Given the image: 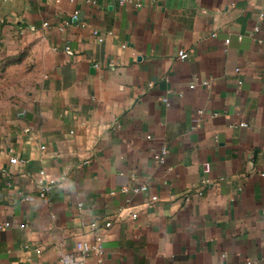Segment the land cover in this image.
<instances>
[{"label": "crops", "instance_id": "crops-1", "mask_svg": "<svg viewBox=\"0 0 264 264\" xmlns=\"http://www.w3.org/2000/svg\"><path fill=\"white\" fill-rule=\"evenodd\" d=\"M140 1L0 0V264H264V0Z\"/></svg>", "mask_w": 264, "mask_h": 264}, {"label": "built area", "instance_id": "built-area-1", "mask_svg": "<svg viewBox=\"0 0 264 264\" xmlns=\"http://www.w3.org/2000/svg\"><path fill=\"white\" fill-rule=\"evenodd\" d=\"M120 4H126V3H132L135 7H140L141 1L140 0H117ZM263 14L261 13L260 16ZM225 42H228V39L225 40ZM178 57L180 59H185L187 57V53L184 50H180L178 52ZM240 125L244 126L245 123L241 122ZM166 148L162 147L160 152L153 154V158L157 161H162L164 159V154L166 153ZM11 162H15L16 158L12 157L10 158ZM43 173V172H41ZM55 180H50L49 184L45 186L44 191H46L50 186L54 183ZM206 181V180H205ZM146 186L142 185L139 188H134V191L138 190H145ZM44 191L40 192V195H44ZM151 201L156 200V196L153 195L150 197ZM135 214H132V217H134ZM106 226L109 225V222H106ZM101 244L97 240L94 243L80 240L76 243V249L75 251H66L63 252L59 256V264H86V257L90 254H100L101 252Z\"/></svg>", "mask_w": 264, "mask_h": 264}, {"label": "rangeland", "instance_id": "rangeland-1", "mask_svg": "<svg viewBox=\"0 0 264 264\" xmlns=\"http://www.w3.org/2000/svg\"><path fill=\"white\" fill-rule=\"evenodd\" d=\"M18 63L20 62L8 60L4 56L0 58V99L2 101L17 97L20 89L35 82L36 78L30 76L25 68L14 67Z\"/></svg>", "mask_w": 264, "mask_h": 264}]
</instances>
